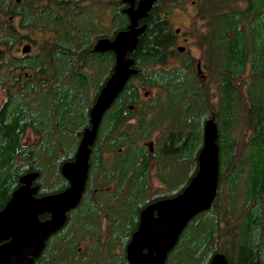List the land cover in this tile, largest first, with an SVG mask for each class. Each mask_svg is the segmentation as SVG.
<instances>
[{
  "label": "trees",
  "instance_id": "16d2710c",
  "mask_svg": "<svg viewBox=\"0 0 264 264\" xmlns=\"http://www.w3.org/2000/svg\"><path fill=\"white\" fill-rule=\"evenodd\" d=\"M188 2L199 58L177 52L168 20ZM125 7L122 0H0V210L25 173L38 172V196L68 186L60 166L74 158L115 62L112 51L93 48L127 28ZM141 22L130 54L138 72L102 117L81 200L33 264H129L125 247L140 211L188 184L209 118L218 129L217 193L165 264H209L216 252L229 264H264V0H156ZM24 40L31 50L20 53ZM172 58L177 66H168Z\"/></svg>",
  "mask_w": 264,
  "mask_h": 264
},
{
  "label": "water",
  "instance_id": "95a60500",
  "mask_svg": "<svg viewBox=\"0 0 264 264\" xmlns=\"http://www.w3.org/2000/svg\"><path fill=\"white\" fill-rule=\"evenodd\" d=\"M156 0H122L129 18L126 29L110 38H100L93 50L112 51L113 71L96 95L89 110V126L77 145L74 158L60 166L68 186L61 191L38 196L34 184L38 172L19 177V185L0 210V264H33L48 238L61 229L67 214L80 202L88 177L89 157L97 131L106 110L138 70L130 54L146 28L140 21L147 17ZM30 51L25 44L22 52ZM202 146L197 155L198 168L178 194L155 200L139 214L137 229L125 247L129 264H165L168 253L176 245L189 221L212 205L219 181L218 129L213 118L205 121ZM47 218H41L43 214ZM209 264H229L222 252H216Z\"/></svg>",
  "mask_w": 264,
  "mask_h": 264
},
{
  "label": "rangeland",
  "instance_id": "374dc122",
  "mask_svg": "<svg viewBox=\"0 0 264 264\" xmlns=\"http://www.w3.org/2000/svg\"><path fill=\"white\" fill-rule=\"evenodd\" d=\"M195 8L194 6L188 2L184 8H176L171 11L168 15V20L171 23V27L175 29H179V33L181 34L180 40L178 41L176 47L178 46H184L186 51H188L191 55H193L195 58H199L200 56V49L195 45L193 36L191 35V25L193 22V18L195 16ZM186 33L187 39L183 40V36ZM32 37H35L36 39L40 38L41 35L38 32H31L30 33ZM26 43V42H24ZM92 89V87H91ZM154 93V90L152 91ZM150 97V95L148 96ZM5 100V91L3 87L0 86V106ZM192 128V126H191ZM27 140L28 141H34L36 139L35 135L32 132H29L27 134ZM76 141V137L74 134H72V137L68 141V144L66 145L70 151H73V147ZM154 184L157 183V181L154 179ZM179 184V183H176ZM180 262V258L178 259ZM178 262V263H179ZM175 264V262L173 263Z\"/></svg>",
  "mask_w": 264,
  "mask_h": 264
},
{
  "label": "flooded vegetation",
  "instance_id": "af4514ba",
  "mask_svg": "<svg viewBox=\"0 0 264 264\" xmlns=\"http://www.w3.org/2000/svg\"><path fill=\"white\" fill-rule=\"evenodd\" d=\"M21 2V0H12V6H13V3L14 4H16V3H20ZM17 22V19H14V23H16ZM141 22V21H140ZM142 23V22H141ZM174 30V29H173ZM174 35H175V37H176V40H177V42L180 40V36H181V34L179 33V29L177 28V29H175L174 30ZM185 36H183V40H186L187 39V36H186V33L184 34ZM179 39V40H178ZM24 42H26V43H24ZM25 44H29L30 45V50H31V43L29 42V41H27V40H24V41H22L21 43H20V46H19V52L20 53H23L22 52V47H23V45H25ZM185 47L184 46H178V47H176V50H177V52L178 53H185V52H188V51H186V49H184ZM178 65V62L174 59V58H172L170 61H169V64H168V66H172V67H174V66H177ZM196 70H197V74H199L201 77H204V75L201 73V71H202V69H201V67H200V63L199 62H197L196 63ZM117 98V97H116ZM113 102H115V100L113 101ZM113 104V103H112ZM111 104V105H112ZM111 107V106H110ZM109 107V108H110ZM126 107L129 109V110H135V106L133 105V104H130V103H127L126 104ZM108 108V109H109ZM107 109V110H108ZM106 110V111H107ZM101 123V122H100ZM97 136V135H96ZM96 139V138H95ZM79 143V142H78ZM93 146V145H92ZM91 153V152H90Z\"/></svg>",
  "mask_w": 264,
  "mask_h": 264
}]
</instances>
